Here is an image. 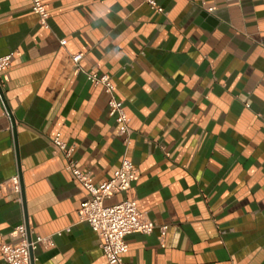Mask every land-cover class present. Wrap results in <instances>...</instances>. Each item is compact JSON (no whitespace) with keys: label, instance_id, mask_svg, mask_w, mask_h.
<instances>
[{"label":"crops","instance_id":"0c3cea01","mask_svg":"<svg viewBox=\"0 0 264 264\" xmlns=\"http://www.w3.org/2000/svg\"><path fill=\"white\" fill-rule=\"evenodd\" d=\"M42 2L47 29L27 0H0V56L12 54L0 89L17 145L0 106V182L18 173L17 153L25 205L0 198V240L19 242L26 213L30 237L52 242L33 264H104L78 221L86 193L64 171L59 135L95 185L127 157L137 177L105 204L134 200L167 226L128 236L125 263L264 264V0H154L163 14L144 0ZM87 73L111 77L127 146Z\"/></svg>","mask_w":264,"mask_h":264},{"label":"built area","instance_id":"2783aa9c","mask_svg":"<svg viewBox=\"0 0 264 264\" xmlns=\"http://www.w3.org/2000/svg\"><path fill=\"white\" fill-rule=\"evenodd\" d=\"M30 3V10L38 17V23L47 29L48 12L42 0H27ZM148 6L159 14L164 10L159 7L154 0H144ZM211 11V10H208ZM61 46L65 45V40L60 41ZM12 54L0 56V75L11 67ZM81 54L71 56L73 69L81 72L79 62ZM89 83L94 86H101L107 95L108 116L113 118L117 124V135L124 137L123 144H129L130 129L128 118L123 109L122 102L115 96V88L111 77L107 74L97 73L85 74ZM0 106L4 110L5 116L11 121L10 112L2 100L0 94ZM52 143L57 147L65 160L64 171L67 172L85 191V199L81 202L78 210V221L86 223L91 231L100 240V250L104 258V264H128L123 261L128 244L126 238L132 234L149 236L155 229H158L160 236H164L167 226H157V224L138 211L134 200H124L113 205H106L105 201L114 195L127 191L137 177V172L132 162L123 157L119 168L112 177L101 184L93 183V176L89 171L77 168L71 158L72 149L67 148L59 140V135L53 138ZM9 194L15 195L17 201L21 202V182L19 174L6 181L0 182V198ZM66 232L69 228L65 229ZM15 233L19 238L17 244H11L0 240V258L5 264H32L30 253L39 244L45 247L51 246L52 242L48 237L36 236L28 238V230L25 220L15 228Z\"/></svg>","mask_w":264,"mask_h":264},{"label":"water","instance_id":"95a60500","mask_svg":"<svg viewBox=\"0 0 264 264\" xmlns=\"http://www.w3.org/2000/svg\"><path fill=\"white\" fill-rule=\"evenodd\" d=\"M0 94H1V97H2V100L3 102L5 103V100H4V96L1 92V89H0ZM6 105V104H5ZM7 107V106H6ZM8 109V108H7ZM11 126H12V132H13V135H14V142H15V149L17 151V145H16V131H15V124H14V121L13 119L11 118ZM16 159H17V165H18V174H19V177H20V182H21V196H22V201H23V207L25 206L24 205V196H23V187H22V179H21V173L19 172V169H20V163H19V159H18V155L16 153ZM24 212H25V207H24ZM26 213H25V222H26ZM27 225V223H26ZM28 238L30 239V235L28 234ZM30 256H31V260H32V264H33V252L30 253Z\"/></svg>","mask_w":264,"mask_h":264}]
</instances>
